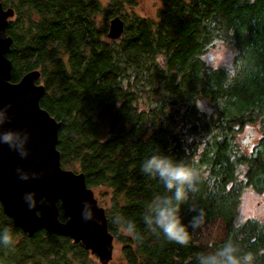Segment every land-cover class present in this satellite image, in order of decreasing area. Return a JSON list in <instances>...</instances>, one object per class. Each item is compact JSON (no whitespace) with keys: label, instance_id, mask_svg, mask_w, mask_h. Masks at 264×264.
<instances>
[{"label":"trees","instance_id":"1","mask_svg":"<svg viewBox=\"0 0 264 264\" xmlns=\"http://www.w3.org/2000/svg\"><path fill=\"white\" fill-rule=\"evenodd\" d=\"M159 1L155 16L138 13L132 0L2 1L15 9L7 27L12 80L41 71V106L62 123V165L85 173L88 186L102 193L98 202L120 244L116 264H198V254L225 242L238 255L258 253L256 264H264V222L237 221L245 186L264 191V135L247 153L234 141L245 125L264 123V0ZM117 16L124 31L113 39L108 33ZM217 40L238 49L227 87L228 69L201 57ZM199 98L211 112L197 106ZM160 153L194 158L201 170L199 190L181 211L191 236L186 246L143 219L156 196L171 195L141 171L145 159ZM199 209L204 222L193 229ZM117 216L122 226L113 223ZM217 222L224 234L214 238L204 228ZM5 228L13 239L0 244V264H102L83 243L45 227L29 236L0 201V232Z\"/></svg>","mask_w":264,"mask_h":264},{"label":"water","instance_id":"2","mask_svg":"<svg viewBox=\"0 0 264 264\" xmlns=\"http://www.w3.org/2000/svg\"><path fill=\"white\" fill-rule=\"evenodd\" d=\"M15 9L0 1V111L7 119L0 131H18L28 136L22 157L6 144H0V201L3 210L16 227L33 236L46 228L51 232L81 242L96 254L102 264H111L114 256V235L108 227L106 210L98 202L85 173L63 167L57 148L62 125L41 106L46 87L37 80L41 71H28L18 81L12 80L13 63L7 56L13 38L8 34L9 20ZM124 21L111 20L110 38H119ZM27 179H22L21 174ZM27 194H33L35 207H30ZM43 201V202H42ZM66 220L59 217V203ZM91 213V219L84 215Z\"/></svg>","mask_w":264,"mask_h":264},{"label":"clouds","instance_id":"3","mask_svg":"<svg viewBox=\"0 0 264 264\" xmlns=\"http://www.w3.org/2000/svg\"><path fill=\"white\" fill-rule=\"evenodd\" d=\"M227 56L225 53L218 57V63L228 69V76L225 86L233 83L236 73L234 65L226 64ZM216 62L213 63V67ZM198 107L201 103L196 101ZM7 117L4 111H0V125L6 121ZM28 136L22 135L18 131L8 130L0 131V144L8 145L12 150L18 152L22 157H26ZM141 171L148 176L158 178L166 191L171 195L156 196L153 203L147 210L143 219L146 225L155 231L159 229L165 238L180 245H188L191 239L189 233V224H185L181 215L182 206L189 200L190 194L199 190V184L202 181L201 170L198 167V161L193 159L177 160L174 157L155 154L142 163ZM22 179H27L26 174H21ZM26 200L30 207L36 206L33 194H27ZM43 202V201H42ZM189 211H197L195 206L189 208ZM199 215L195 216L190 225L193 229L201 228L204 222V210L199 209ZM85 219H91L92 214L84 215ZM113 223L122 226L120 217H114ZM131 230V224L128 225ZM11 230L5 228L0 232V244L5 246L12 244ZM239 249L231 242H225L212 254H198V264H256L258 253L253 251L244 252L238 255Z\"/></svg>","mask_w":264,"mask_h":264},{"label":"rangeland","instance_id":"4","mask_svg":"<svg viewBox=\"0 0 264 264\" xmlns=\"http://www.w3.org/2000/svg\"><path fill=\"white\" fill-rule=\"evenodd\" d=\"M101 1L103 4L108 2V0ZM132 3L134 9L138 13L147 16H155L158 8L161 6L159 0H132ZM223 53H225L227 56L225 63L233 65L234 58L238 54V49L233 43L228 41H215L201 53V57L207 65L213 66V63L216 62V66H220L217 61L218 57ZM198 102L201 103L202 109H205L207 112L212 111L211 103L205 98H199ZM263 135L264 123L260 120L242 127V129L235 135L234 141L238 147L243 148V150L247 153L250 149H254ZM94 191L95 196L98 197L99 200L103 201L104 198L99 189H94ZM249 218H256L264 222V191H259L253 186H245L237 221L242 223ZM204 230L205 233L211 235L214 238H218L224 234V227L221 222L207 226L204 228ZM119 247L120 244L115 241L114 256L119 254ZM112 263L116 264L117 262H114L113 259Z\"/></svg>","mask_w":264,"mask_h":264}]
</instances>
